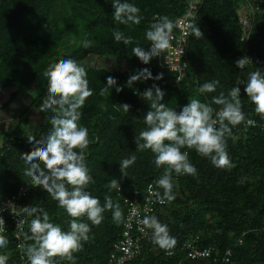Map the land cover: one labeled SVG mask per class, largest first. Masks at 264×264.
<instances>
[{"label":"trees","instance_id":"16d2710c","mask_svg":"<svg viewBox=\"0 0 264 264\" xmlns=\"http://www.w3.org/2000/svg\"><path fill=\"white\" fill-rule=\"evenodd\" d=\"M121 2L140 9L139 24L114 21L112 0H0V90L11 89L0 110L21 95L29 99L28 107H34L39 116V122L31 130L21 127L24 117L18 118L11 129L0 130V200L16 194L30 179L25 174L29 165L23 159V154L34 147L28 137L35 136L39 141L51 131L49 118L54 113L40 110L47 96L44 73L49 63L65 58L79 62L90 54L120 55L124 60L123 70L84 67L93 94L85 100L78 121L89 133V146L84 152L92 182L85 190L97 197L101 206L105 197L110 196L114 203H119L123 218L124 198L133 197L136 189L143 193L165 167L157 168L155 154L150 149L141 151L136 147V138L148 127L144 116L151 110V101L143 97V92L155 84L164 92L161 103L167 107L179 112L192 99H199L211 105L214 115L222 106L212 103L213 97L221 92L227 96L232 87L241 81L246 83L248 73L256 68L264 71V0H202L191 23L202 35L196 38L190 28L185 53L187 66L181 74L161 66L158 56L144 64L132 50L137 46L147 50L151 45L145 35L149 26L164 16L175 25V19L184 14L187 1ZM240 14L248 19L245 27L238 22ZM114 29L131 36L132 42L125 45L115 41ZM84 40L92 41L91 47H83ZM244 56L258 57L259 62L239 69L236 61ZM142 68H148L153 77L162 73V79L137 81L127 86L128 77ZM108 76L114 77L122 90L117 93L112 87L109 94L100 95ZM213 80L220 82L215 92L198 91L202 84ZM239 87L245 120L230 126L231 135L226 137V150L233 166L217 168L195 149H181L188 152L197 174H174L175 199L156 205L146 215H155L166 224L176 243L170 250L160 248L152 242V230L147 229L141 252L130 264H264V115L256 112L255 104L244 92L245 85ZM125 103L130 105L128 112L119 106ZM132 155L136 156L135 163L120 169L121 161ZM113 179L118 181L119 191L110 187ZM159 192L162 194L163 189L159 188ZM15 204L18 214L25 219L21 244L34 243L25 240V234L31 235L30 221L34 216L23 213V207L42 208L63 231L70 228L72 218L41 186L32 185ZM102 215L104 219L99 225H93L86 216L80 218L90 227L89 239L81 241V250L73 253L74 261L55 257V263L107 261L113 244L121 236L124 219L117 223L112 211L107 209ZM16 231L15 223L8 221V231L4 234L8 244L0 248V255L8 257L6 264H30L25 252L17 247ZM190 236L196 239L197 246L211 248L208 258L186 257L181 247ZM237 237H241V243L235 242ZM170 251L172 254L168 255Z\"/></svg>","mask_w":264,"mask_h":264},{"label":"clouds","instance_id":"9594fccd","mask_svg":"<svg viewBox=\"0 0 264 264\" xmlns=\"http://www.w3.org/2000/svg\"><path fill=\"white\" fill-rule=\"evenodd\" d=\"M112 7L113 19L119 24L140 23V9L134 4L112 0ZM174 26L167 16L158 17L145 34L151 42L150 47L147 50L139 46L134 47L133 54L144 64L149 63L151 58L160 56L171 47ZM190 27L196 38L202 35L198 27ZM113 37L115 41L125 45L132 42V37L125 36L119 29L113 30ZM91 45L92 41H83V47L88 48ZM249 64H252V61L247 56L236 61L239 69H244ZM44 75L47 78V96L43 99L40 110H51L54 113L49 118L51 131L39 141L35 136L28 137L34 147L30 152L23 154L25 163L29 165L25 174L32 178L34 186H41L50 194L72 219L69 222V230L63 231L59 225L51 222L49 213L44 209L35 206L22 208L23 213L34 216L30 221L31 235L25 234V240L34 243L18 245L27 255L30 264H55V257L74 261L73 253L81 250V241L89 239L90 227L81 221V217L86 216L93 225H99L104 219L102 214L107 209L112 211L113 219L117 223L124 219L119 203H114L110 196L105 197V204L101 206L99 199L85 190L92 182L85 164L84 152L89 146V133L78 121L81 119V108L85 100L93 94L85 68L76 60L65 58L49 63ZM162 76L163 74L159 73L153 77L148 68H142L130 75L126 84L131 87L134 82L159 80ZM219 83V80L205 82L198 91L215 92ZM240 84L245 85L244 92L255 104L256 112L264 115V71L256 68L248 73L246 83L241 81ZM240 84L232 87L227 96L221 92L219 96L213 97L212 103L222 106L215 118L211 105L199 99H192L177 112L161 103L164 92L157 85L153 84L143 92V97L151 101V110L144 116L148 127L139 133L136 147L141 151L150 149L155 154L157 168L165 166L162 175L155 182V187L162 188L163 193L156 190L152 192L160 203L175 199L174 174H197L196 167L189 161L188 152L181 149H195L201 156L209 158L217 168L233 166L226 150V137L231 135L230 126H236L245 120L240 99ZM112 87H115L117 93L122 90L116 79L108 76L106 85L100 89V95L109 94ZM119 106L124 112L130 109V105L126 103ZM248 123L251 124L252 121ZM135 161V155L123 159L120 169H127ZM110 187L119 190L118 181L113 179ZM24 223L25 221L20 220L16 227L23 231ZM141 223L145 228L152 230L153 243L165 250L174 247L176 241L170 236L168 226L161 223L155 215L145 216ZM4 225L5 221L0 217V248L8 244ZM7 259L6 255H0V264H6Z\"/></svg>","mask_w":264,"mask_h":264},{"label":"built area","instance_id":"2783aa9c","mask_svg":"<svg viewBox=\"0 0 264 264\" xmlns=\"http://www.w3.org/2000/svg\"><path fill=\"white\" fill-rule=\"evenodd\" d=\"M187 7L184 14L178 16L175 19V27L172 31V40L170 41L171 47L161 53L159 58V64L169 71L177 72L181 74L187 65L186 60V45L190 33V25L195 18L197 11L199 10L202 0H186ZM253 10V9H251ZM238 22L242 27H245L248 23V19L244 15L238 16ZM186 33H188L186 35ZM252 62H259V58L255 56H247ZM186 64V65H185ZM220 110V109H219ZM218 110V111H219ZM217 111V112H218ZM216 112V113H217ZM216 113L213 117H216ZM251 124H254L252 121ZM160 177L150 181L145 190L140 192L134 190L133 197H125L124 202L126 204V214L123 221V228L120 238L113 244V249L109 253L107 261L104 264H130L141 252L142 242L148 236V230L141 223L142 219L151 213L156 205H163L153 195L154 190L159 191L155 187V182ZM32 178L25 185L19 187L16 194L9 198L0 200V217L5 221V233L8 231V221H13L15 225L18 221L25 219L18 214L15 201L19 196H23L31 188ZM119 191V190H118ZM140 198L138 201L137 198ZM9 219V220H8ZM22 231L17 228L15 233V240H17V247L21 244L20 233ZM4 233V234H5ZM195 238L189 237L182 245L181 249L185 252L186 257L192 260L208 258L211 255L210 247H199L195 242ZM235 242L241 243V237L234 239ZM172 251L168 252L171 255ZM227 255L230 254L228 250ZM23 258V256H22ZM24 259V258H23ZM227 261V258H224ZM28 261V258H27ZM60 264V263H55Z\"/></svg>","mask_w":264,"mask_h":264},{"label":"rangeland","instance_id":"374dc122","mask_svg":"<svg viewBox=\"0 0 264 264\" xmlns=\"http://www.w3.org/2000/svg\"><path fill=\"white\" fill-rule=\"evenodd\" d=\"M83 67L93 66L105 68L108 70L125 69L124 60L120 55H88L85 59L77 62ZM11 89L0 90V104L6 101ZM29 99L21 95L13 99L4 109L0 110V130H9L17 122L18 118L22 119L21 127L25 126L29 130L39 122V116L34 107H28ZM25 113V115H24Z\"/></svg>","mask_w":264,"mask_h":264}]
</instances>
